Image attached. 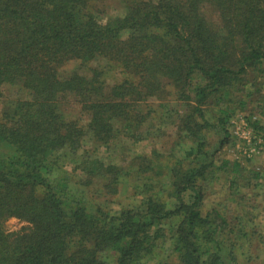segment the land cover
<instances>
[{
	"label": "trees",
	"instance_id": "obj_1",
	"mask_svg": "<svg viewBox=\"0 0 264 264\" xmlns=\"http://www.w3.org/2000/svg\"><path fill=\"white\" fill-rule=\"evenodd\" d=\"M103 1L0 0V96L25 91L0 112V264H264V164L219 157L236 109L264 116V0ZM162 120L166 150L99 149Z\"/></svg>",
	"mask_w": 264,
	"mask_h": 264
},
{
	"label": "rangeland",
	"instance_id": "obj_2",
	"mask_svg": "<svg viewBox=\"0 0 264 264\" xmlns=\"http://www.w3.org/2000/svg\"><path fill=\"white\" fill-rule=\"evenodd\" d=\"M120 0H104L102 2L101 7H104V11L106 16L108 15H115L118 13V7L120 6ZM74 66V64H68L63 68L65 72L69 71ZM25 94V91L22 89H18L17 87H4L2 90V95L0 96V112L4 107V103L6 100H13L17 98L19 95ZM155 102H158V100H155ZM169 104L165 107L167 112L170 114L172 113L174 118L176 113L179 114L182 111V104L180 105L177 103L174 99H170ZM59 109L61 111V114L63 117L66 118H79L82 120V122L86 121V114L80 110V107L76 101V99L71 96H65V98H61L59 100ZM250 108V105H248ZM164 110V111H166ZM242 115L248 120H250L252 123L256 124L257 126H260L264 129V116L256 113V112H250V110H235V113L233 116L230 117V120L234 118L236 115ZM168 115L165 114V117ZM230 122V121H229ZM159 128V134L154 135L153 138L144 139L142 141H138L135 143H132L130 139H121L120 143H115V145H112L108 150L104 147L99 146V149L104 152H108V154L112 156H118L121 160H127L129 156L132 153H144L148 154L150 150L154 147L159 150H164L165 148H169L171 141L173 139L175 127H172V124H169V120H162V123L155 124L153 129L155 131L156 128ZM217 136H215L216 138ZM84 140H88L87 138ZM89 146V140L88 143L85 141V144L83 146ZM87 146V147H88ZM91 147V146H90ZM229 144H225L219 151V157H225V158H231L232 155L230 151L228 150ZM177 148V147H176ZM166 150V149H165ZM64 154L61 152L60 157L63 159L61 163L65 168H70L73 166V155L68 151H63ZM107 154V155H108ZM125 162V161H124ZM245 165H262L264 164V156H260L257 158H253L251 160H246L243 162ZM222 180H217L215 182H212L209 186L210 190H213L214 192L218 190L219 183ZM130 182L127 181L124 184V189H120L119 193H117L115 196H112V206L118 207L121 206L120 204H128L130 202H138L139 198L133 196V191L130 189ZM212 199H209L207 203H209ZM260 222V220H259ZM26 225V222L21 221L17 218L10 217L4 222V229L7 232L17 231L20 230L23 226Z\"/></svg>",
	"mask_w": 264,
	"mask_h": 264
},
{
	"label": "built area",
	"instance_id": "obj_3",
	"mask_svg": "<svg viewBox=\"0 0 264 264\" xmlns=\"http://www.w3.org/2000/svg\"><path fill=\"white\" fill-rule=\"evenodd\" d=\"M232 159L243 163L264 156V129L242 115H236L228 125Z\"/></svg>",
	"mask_w": 264,
	"mask_h": 264
}]
</instances>
